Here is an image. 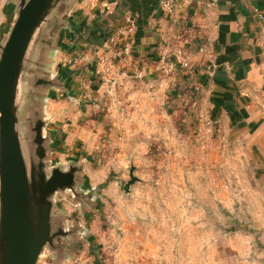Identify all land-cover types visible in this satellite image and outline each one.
Instances as JSON below:
<instances>
[{
  "label": "rangeland",
  "instance_id": "374dc122",
  "mask_svg": "<svg viewBox=\"0 0 264 264\" xmlns=\"http://www.w3.org/2000/svg\"><path fill=\"white\" fill-rule=\"evenodd\" d=\"M6 1L0 44L16 18ZM103 32L88 51L107 50ZM140 57L118 58L103 78L57 60L51 74L67 89L52 103L48 163L82 171L76 196H54V218L72 236L46 246L38 264H264L256 226L264 222V157L255 145L264 93L250 82L245 102L223 105L211 97L204 59L191 78L183 69L164 76ZM21 98L23 108L25 91Z\"/></svg>",
  "mask_w": 264,
  "mask_h": 264
},
{
  "label": "water",
  "instance_id": "95a60500",
  "mask_svg": "<svg viewBox=\"0 0 264 264\" xmlns=\"http://www.w3.org/2000/svg\"><path fill=\"white\" fill-rule=\"evenodd\" d=\"M9 1H16L17 14L0 44V258L1 264H38L46 246L54 250L58 238L72 236L54 218V196L65 191L76 196L82 171L49 165L53 146L45 133L48 91L65 90L46 72L47 55L70 0Z\"/></svg>",
  "mask_w": 264,
  "mask_h": 264
},
{
  "label": "crops",
  "instance_id": "0c3cea01",
  "mask_svg": "<svg viewBox=\"0 0 264 264\" xmlns=\"http://www.w3.org/2000/svg\"><path fill=\"white\" fill-rule=\"evenodd\" d=\"M160 2L161 0H70L59 18L61 26L54 32V49L47 55L46 72L55 77L51 73H54L62 52H68L61 58L64 65H70L74 71L80 70L81 73L87 67L96 70L97 59L102 50L92 53L87 50L89 44H93L95 38L93 45L99 48L96 37L101 27L107 39L112 28L121 24L125 16L131 15L136 29L126 43L131 46L132 53L140 51L142 62L155 61L158 70L162 50L173 52L185 49L193 63L204 59L210 68L209 71L206 70V75L214 72L212 80L207 76L206 80L210 85V93H213L211 97L222 102L220 104L245 102L242 96H247L244 90L251 86L250 82H255L264 93V18L260 19L258 16L260 14L264 17V0H220L207 9V12L200 11L198 17H192L186 23L179 18L166 16L160 9ZM106 3L111 5L110 11L104 9L103 5ZM5 8L9 11L8 16H16V1H6ZM88 24L93 26L92 30ZM90 33L94 36L93 39L89 37ZM173 38H176L177 46H172ZM74 42L80 50L72 53ZM201 47L204 52H199ZM59 81L61 82L60 79ZM61 84L63 89H67L66 84ZM240 86L243 91H240ZM59 92L62 91H48L45 108L46 118L50 120L45 133L51 137L53 149L56 136L53 134L52 124L56 119L51 108L54 106V96ZM259 126L256 129L255 145L264 157V125ZM257 222L261 240L259 245L264 248V222Z\"/></svg>",
  "mask_w": 264,
  "mask_h": 264
},
{
  "label": "built area",
  "instance_id": "2783aa9c",
  "mask_svg": "<svg viewBox=\"0 0 264 264\" xmlns=\"http://www.w3.org/2000/svg\"><path fill=\"white\" fill-rule=\"evenodd\" d=\"M220 0H161L160 9L168 17L179 18L184 23L188 22L192 17H198L200 11L207 12L212 5ZM106 11L111 10V5L106 3L103 5ZM258 12V11H256ZM260 19L264 17L258 15ZM136 24L131 15L124 17L123 22L116 27H113L109 32L105 45L106 51L97 59V68L95 74L97 78H103L104 74L112 73L114 70L115 60L125 57V61L130 54L131 50L126 41L135 32ZM199 52H204V48H199ZM109 51V52H108ZM188 50L177 49L173 52L162 50L159 55V68L158 71L164 76H169L171 73L178 69H183L185 75L188 77H195L197 68L193 64ZM74 64L76 63L73 62ZM210 78L214 76V72L209 73ZM87 82L81 83V89H85ZM86 98V97H85Z\"/></svg>",
  "mask_w": 264,
  "mask_h": 264
},
{
  "label": "bare ground",
  "instance_id": "6f19581e",
  "mask_svg": "<svg viewBox=\"0 0 264 264\" xmlns=\"http://www.w3.org/2000/svg\"><path fill=\"white\" fill-rule=\"evenodd\" d=\"M0 264H1V258H0Z\"/></svg>",
  "mask_w": 264,
  "mask_h": 264
},
{
  "label": "trees",
  "instance_id": "16d2710c",
  "mask_svg": "<svg viewBox=\"0 0 264 264\" xmlns=\"http://www.w3.org/2000/svg\"><path fill=\"white\" fill-rule=\"evenodd\" d=\"M79 71H80V70H79ZM79 71H78V72H79Z\"/></svg>",
  "mask_w": 264,
  "mask_h": 264
}]
</instances>
